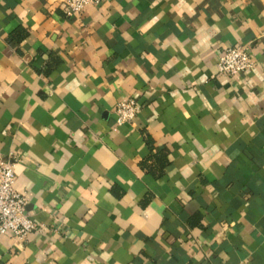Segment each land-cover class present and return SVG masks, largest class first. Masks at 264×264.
<instances>
[{
	"label": "crops",
	"instance_id": "obj_1",
	"mask_svg": "<svg viewBox=\"0 0 264 264\" xmlns=\"http://www.w3.org/2000/svg\"><path fill=\"white\" fill-rule=\"evenodd\" d=\"M64 3L0 0V156L37 226L0 264H264V0ZM233 46L256 67L225 78Z\"/></svg>",
	"mask_w": 264,
	"mask_h": 264
},
{
	"label": "built area",
	"instance_id": "obj_2",
	"mask_svg": "<svg viewBox=\"0 0 264 264\" xmlns=\"http://www.w3.org/2000/svg\"><path fill=\"white\" fill-rule=\"evenodd\" d=\"M104 0H64L68 17L82 13L88 7H99ZM218 74L225 78L245 75L255 69L256 64L249 46H233L222 51L216 65ZM141 106L133 99L121 101L115 110L116 124H131L140 114ZM10 161L0 156V237L11 234L20 246L30 233L37 229L26 212L27 200L14 189L15 166L19 157L11 155Z\"/></svg>",
	"mask_w": 264,
	"mask_h": 264
}]
</instances>
